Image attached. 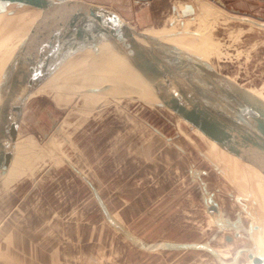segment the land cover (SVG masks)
Masks as SVG:
<instances>
[{
  "label": "crops",
  "instance_id": "crops-1",
  "mask_svg": "<svg viewBox=\"0 0 264 264\" xmlns=\"http://www.w3.org/2000/svg\"><path fill=\"white\" fill-rule=\"evenodd\" d=\"M90 1L116 5L137 25L148 26L159 23L167 8L175 12L176 5L181 8L187 0ZM220 3L233 19L264 28L252 21L264 23V0ZM120 115L106 119L100 137L87 144V152L95 153L94 161L88 160L87 153L80 154L86 169L69 162L91 192L88 203L94 207L73 212L62 227L57 225L53 237L57 233L59 238L51 241L46 236V243L44 239L37 243L33 260L43 264H253L242 252L247 246L232 247L223 255L214 245L223 232L222 242L235 246L236 237L229 241L225 236L241 231L237 226L244 215H239L240 209L234 217L235 228L229 229L228 208H220L231 197H218L207 186L200 194L198 171H192L186 152L152 129L149 121L132 113ZM27 175L28 171L23 176L9 174L4 181L16 183ZM201 180L208 185V177ZM210 203L219 211L211 213ZM199 209L207 219V234L196 225ZM223 212L226 215L221 216Z\"/></svg>",
  "mask_w": 264,
  "mask_h": 264
},
{
  "label": "water",
  "instance_id": "water-1",
  "mask_svg": "<svg viewBox=\"0 0 264 264\" xmlns=\"http://www.w3.org/2000/svg\"><path fill=\"white\" fill-rule=\"evenodd\" d=\"M10 6L20 8L22 25L13 36L14 46L3 70L0 104L4 114L0 115L5 118L0 120V186L8 185L4 179L19 141L30 132L33 99L35 103L46 100L36 96L28 101L29 96L69 54L87 46L97 49L99 44L108 45L124 59L147 85L149 100L210 166L227 171L223 162L217 164L207 157V140L250 167L254 177L264 175V100L247 87L196 55L143 32L114 5L90 0H0V13ZM14 8L8 12L14 13ZM194 13L192 3H185L181 9L183 17ZM122 97L143 99L137 95ZM46 113L54 122L52 111L48 109ZM154 129L167 139L172 138ZM41 132L45 137L50 135L45 129ZM233 165L240 167L239 163ZM230 175L239 182L243 179L239 171ZM251 187L246 186L249 192ZM14 198H6V202ZM259 198L264 201L263 195ZM208 208L211 213L219 211L215 203ZM240 235V231L235 235L227 233L225 238L232 241ZM242 252H247L253 264H264V255L258 253L256 245Z\"/></svg>",
  "mask_w": 264,
  "mask_h": 264
},
{
  "label": "rangeland",
  "instance_id": "rangeland-1",
  "mask_svg": "<svg viewBox=\"0 0 264 264\" xmlns=\"http://www.w3.org/2000/svg\"><path fill=\"white\" fill-rule=\"evenodd\" d=\"M189 1L196 5L197 14L194 20L187 21L188 27L191 31H195L197 28L208 34L210 46L206 47L202 43L201 46L205 48L203 51L207 53L215 68L225 75L234 77L233 79L243 86L259 89V91L262 89L261 92L264 93V28L250 22L233 19L232 12L222 6L220 0ZM179 6L176 5L175 12H171L167 8L157 24L139 26L130 19L140 29L170 27L172 20L180 23V20L184 18L179 15V9L183 6L181 8ZM117 8L119 9V7ZM121 13L129 18L124 11ZM252 21L259 25L264 24ZM174 27L177 25L175 24ZM0 51L5 54L11 51L9 44L6 41L3 42L2 39H0ZM63 91L65 92L62 93ZM63 91L59 94L48 91L39 95H37L38 92H34L28 99L29 101L38 96L44 97L46 100L42 99L35 103V99H33L34 107L30 108V120H28L30 132L23 134L24 142L19 141L16 156L7 174V176L9 174L23 176L28 171V175L16 183L0 186V202L3 203V208L0 209V225H2L0 230V264H43L33 260V254H37V250L33 251V247L43 239L46 243V236L50 237L51 241L58 239L57 233H55L56 237H53L55 227L57 225L62 227L63 220L67 221L71 213H81L84 207H94L88 203L90 202V200L88 201L89 197H92L91 192L82 184L77 169L72 168L69 162L74 161L76 166L86 169V163L80 161L82 160L80 154L87 153L88 160L94 161L95 153H92L91 150L87 152V144L92 141L91 138L97 140L100 137L97 135L102 133L103 123L106 119L121 116L120 113L123 112L132 113L142 120L149 121L152 129L156 127L167 136L172 137L171 139L165 138L169 143L186 152V157L191 165L193 164L192 171H198L200 194L207 186L218 197H231L229 200L233 204L220 203L221 209L224 205L228 208L226 212L229 215L226 217L229 219L227 220L234 223L238 209L241 214L252 212L251 207H248L250 205L248 201H238L239 204L236 202L240 192L230 176L232 171L236 173L239 171L240 175H243L240 183L248 191L246 186L250 185V182L244 164H240L238 158L227 155L214 143L207 140L208 148L205 150L207 157L217 164L223 162L227 171L217 170L210 166L208 160L206 161L200 155L196 147L183 134L178 135L177 129L149 100V91L137 90L126 94L137 95L144 100L120 95L110 96L109 99L98 103L81 95L78 88L73 87ZM48 109L53 113L54 122H51L46 113ZM4 118V115H0V120H4ZM57 125H60L61 128L56 129ZM42 129L49 132L51 141H48V136L43 135ZM92 133H95V137L92 136ZM36 145H38V151ZM233 162L234 164L239 163L240 167H235ZM31 167H33L32 170H30ZM203 170H206V175ZM191 175L195 176L194 173ZM205 177L209 178L208 185H205L201 180ZM35 180H37L36 185ZM9 197L14 198L10 203L6 202V198ZM199 201L201 202V200ZM242 204L247 205L248 211ZM185 209L184 205V217ZM201 213V209H199L196 225H198V229L202 230V234H207V219ZM246 218L248 219V217ZM234 228V224H229V229ZM21 229H25L24 232H21ZM220 237L221 242L218 245L222 246L219 250L223 255H227L232 244L226 246L227 244L222 242L223 232ZM216 243L217 240L214 245ZM229 247L230 250H227L226 248ZM43 250L46 252L48 248L45 247Z\"/></svg>",
  "mask_w": 264,
  "mask_h": 264
},
{
  "label": "bare ground",
  "instance_id": "bare-ground-1",
  "mask_svg": "<svg viewBox=\"0 0 264 264\" xmlns=\"http://www.w3.org/2000/svg\"><path fill=\"white\" fill-rule=\"evenodd\" d=\"M186 3H192L194 5V15L184 17L183 20H180V23H177L176 20H172L170 27H148L141 30L147 34L156 36L167 43L174 44L186 52L196 55L197 57L212 64L207 53L203 51L205 48L201 46V43L206 47L208 45L210 46L208 34L197 28L195 31H191V29L188 27L189 23L187 21L194 20L196 17V5L189 0ZM12 8H14V6H10L8 10ZM18 9L20 10V8ZM18 9H15L14 13H9L8 10L0 13V39H2L3 42L6 41L9 44L10 50H12V47L14 46L13 36L18 33L19 28L22 25L20 22V14L18 13ZM181 9H179V15H182ZM188 17L190 19L186 20ZM175 24L177 27H174ZM201 37L205 39L202 40ZM144 42L146 41L144 40ZM10 53L11 51H9L8 54L0 51V103L2 102L3 94V70ZM212 65L214 66V64ZM229 78L236 81L233 79L234 77L232 78L229 76ZM105 84H108L109 87L103 88ZM240 85L242 84L240 83ZM73 87L78 88L81 95L90 100H95L97 103L104 99H109L110 96L116 97L120 95H126L137 90L149 91L147 85L130 68V66H128L124 59L106 44H99L97 49L87 46L73 52L72 54H69L66 59L52 73L48 75V77H46L36 86L32 94L34 92H38L37 95H39L48 91L59 94L63 90L67 91ZM247 89L264 100V93L261 92L262 89L260 91L259 89L255 90L252 87ZM64 92L65 91L62 93ZM3 111L4 108L2 104H0V113H4ZM47 139L48 141H51L49 136ZM244 166L250 186L252 187L250 192L246 191L239 181L231 177L234 185L240 192V194L237 195V200L236 198L234 199L236 202L242 200L248 201L250 204L248 207H251L252 212L248 211L247 205L242 204L244 209L249 213H246L244 216L240 217V222L237 223V226L241 229L243 235L241 233V237L234 236V238L236 237L235 246L238 247L241 245L251 247L252 245H256L258 253L263 256L264 201L260 200L259 196H264V175L260 174L259 176L254 177L252 174H250V167H248L246 164H244ZM253 187L256 188V191H258L259 194L253 189ZM223 203L233 204L230 202L229 198ZM225 213H221V216H224L223 214ZM227 215H229V213H227ZM239 215H241V212ZM246 217H248V219ZM228 222L229 224H233L231 220H228ZM250 225L252 226V231H250ZM220 242L221 237L217 239V243L215 245L218 250L219 247L221 249L222 246L218 245ZM222 249L224 250L225 248ZM226 249L230 250V247Z\"/></svg>",
  "mask_w": 264,
  "mask_h": 264
}]
</instances>
